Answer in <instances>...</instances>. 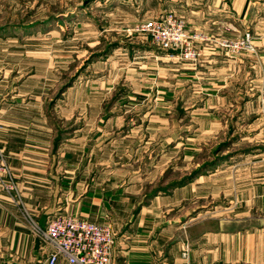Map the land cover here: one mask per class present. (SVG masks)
Wrapping results in <instances>:
<instances>
[{
  "label": "crops",
  "instance_id": "crops-1",
  "mask_svg": "<svg viewBox=\"0 0 264 264\" xmlns=\"http://www.w3.org/2000/svg\"><path fill=\"white\" fill-rule=\"evenodd\" d=\"M194 2L189 26L209 35L195 40L196 60L143 50L155 59L152 71L159 79L154 89L176 96L186 124L182 114L171 123L164 113L165 118L130 122L119 133L118 114L102 115L97 109L95 115L91 108L86 114L85 103L70 134L55 122L54 103L46 96L19 99V91L0 85V148L15 185L10 191L0 185V264H46V252L27 218L44 226L56 211L109 224L114 232L111 264H187L181 256L185 243L192 264H264V180L222 184L223 196L237 190L232 195L241 209L233 208L229 196L224 206L214 203V184L208 186L202 174L178 182L198 166L195 141L225 126L239 128L246 120L254 122L256 133L263 129L258 94L264 90V3ZM247 25L254 29V52L222 45ZM171 125L177 128L173 134ZM181 158L183 168L176 165ZM168 168L184 171L167 186ZM55 264L68 263L58 258Z\"/></svg>",
  "mask_w": 264,
  "mask_h": 264
},
{
  "label": "rangeland",
  "instance_id": "rangeland-1",
  "mask_svg": "<svg viewBox=\"0 0 264 264\" xmlns=\"http://www.w3.org/2000/svg\"><path fill=\"white\" fill-rule=\"evenodd\" d=\"M194 1L0 0V85L6 87L7 92L19 91V99H30L31 94L46 96L49 102L54 103L55 122L62 124L70 134L79 123L78 111H84L81 108L85 103L86 114L90 108L95 115L97 109H102V115L104 111L118 114L121 122L119 133L128 128L130 122H141V118L156 115L165 118L164 113L171 123L182 114V122L186 124L188 116L179 107L180 101L176 96L168 98L154 89L159 79L152 71L155 64L151 62L155 59L145 52H170L183 61H192V58L180 55L178 50L172 52L160 48L151 36L141 30V25L147 20L172 14L182 21L189 50L196 51L195 40L207 39L209 35L204 31H193L189 26V11L193 9ZM250 1L264 3V0ZM230 19L224 20L229 22ZM245 32L251 35L250 46L253 49L244 46L236 50L232 47L233 42ZM254 36V29L247 25L239 37L221 43L227 42L233 52H254ZM104 50L107 53L100 56ZM66 83L73 87L69 93H66L69 87L65 86ZM144 86L151 90L141 93L129 91L130 87ZM92 103L94 105L90 106ZM65 104H70L69 110L63 108ZM166 109L169 111L165 112ZM259 115L261 132L256 133L254 122L246 120L239 128L225 126L215 136L195 141L197 168L201 167L198 175H204L203 180L208 186L209 183L214 184V203L224 206L229 196L227 193L222 195L224 182L264 180V117L260 110ZM169 128L170 124L167 125V135ZM171 131L175 133L176 126L171 125ZM242 132H245L243 139L239 136ZM169 138L167 143H170ZM176 165L183 168L185 162L182 158L177 159ZM182 172L168 168L165 174L167 186ZM190 172L182 175L181 179ZM229 191V197L234 200L233 208H243L238 205L237 195H232L237 190Z\"/></svg>",
  "mask_w": 264,
  "mask_h": 264
},
{
  "label": "built area",
  "instance_id": "built-area-1",
  "mask_svg": "<svg viewBox=\"0 0 264 264\" xmlns=\"http://www.w3.org/2000/svg\"><path fill=\"white\" fill-rule=\"evenodd\" d=\"M141 30L151 36L160 48L174 52L184 57L196 60L197 51L189 50L186 34L181 20L172 14H166L154 20H147L141 25ZM196 38V35L194 36ZM251 35L249 32L233 42L236 50L249 46ZM222 45L228 46L227 42ZM259 110L264 117V90L258 94ZM0 185L10 191L15 188L10 169L0 148ZM33 233L39 238L46 252V264H55L58 258H63L68 264H111L114 232L109 224L89 221L67 212L56 211L40 226L30 217L27 218ZM181 256L189 259V246L183 245Z\"/></svg>",
  "mask_w": 264,
  "mask_h": 264
},
{
  "label": "trees",
  "instance_id": "trees-1",
  "mask_svg": "<svg viewBox=\"0 0 264 264\" xmlns=\"http://www.w3.org/2000/svg\"><path fill=\"white\" fill-rule=\"evenodd\" d=\"M106 53H107V52L104 50L103 52L100 53V56H101V55H104V54H106ZM69 85H70V83H66V84H65L66 87L69 86ZM200 168H201V167H198V168H196V169H193V170L190 172L189 175H187L186 177H183V178H182L181 180H179L178 182H184V181H186V180H189V179H191V178H194L195 176H197V175L199 174Z\"/></svg>",
  "mask_w": 264,
  "mask_h": 264
}]
</instances>
